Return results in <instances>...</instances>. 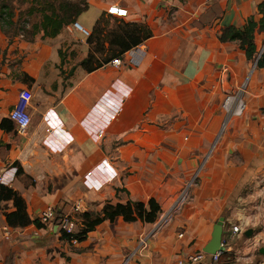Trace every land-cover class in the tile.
<instances>
[{"label":"crops","instance_id":"0c3cea01","mask_svg":"<svg viewBox=\"0 0 264 264\" xmlns=\"http://www.w3.org/2000/svg\"><path fill=\"white\" fill-rule=\"evenodd\" d=\"M87 1L96 19L109 4H124L126 18L146 21L152 35L119 64L79 66L64 85L55 66L62 31L33 40L0 33V120L21 89L32 94L26 131L0 127V175L33 219L51 206L78 230L82 211L149 198L168 218L160 226L158 219L103 221L82 241L69 242L51 221L40 229L10 227L5 211L13 204L2 202L0 264H177L203 250L220 217L225 253L201 264H264V67L236 41L218 38L222 25L258 17L257 1L215 2L219 13L202 22L196 20L208 0ZM247 74L246 110L222 131V97ZM46 125L53 131L42 139ZM178 201V211L166 214ZM231 225L241 228L238 237L227 235Z\"/></svg>","mask_w":264,"mask_h":264},{"label":"trees","instance_id":"16d2710c","mask_svg":"<svg viewBox=\"0 0 264 264\" xmlns=\"http://www.w3.org/2000/svg\"><path fill=\"white\" fill-rule=\"evenodd\" d=\"M88 8L87 0H0L1 28L11 39L14 35H21L24 39L33 40L35 35L53 37L59 34L68 24L77 21L80 13ZM259 16L249 15L242 25L224 24L220 27L218 38L220 41H236L243 49L247 59L256 60V67H264V46L257 47L255 33L264 31V0L257 4ZM35 14L36 19L27 23V16ZM112 16L102 12L93 24V31L88 33L87 43L91 44L88 53L83 56L78 65L90 71L114 57H122L124 53L143 42L152 35V29L146 21L126 20L119 18L114 28H108L106 33L102 22ZM109 42L108 53L97 57L96 52L103 47V41ZM62 59V58H61ZM60 64V63H59ZM72 70V69H71ZM32 79V77H30ZM0 127L11 130L12 120L2 117ZM17 175L23 174V169L17 160L12 162ZM12 202L13 210L5 211V221L10 227H25L34 225L45 228L46 223L39 218H31L27 213L26 202L19 191L4 184H0V203ZM161 206L154 198L147 202L127 200L126 202H106L100 211L85 210L78 214L80 226L75 232L59 230V239L72 242L82 241L87 234L103 221L114 222L122 218L125 222L141 221L154 223L161 214ZM62 215L55 209L53 224H59ZM225 252L223 251L221 255Z\"/></svg>","mask_w":264,"mask_h":264},{"label":"built area","instance_id":"2783aa9c","mask_svg":"<svg viewBox=\"0 0 264 264\" xmlns=\"http://www.w3.org/2000/svg\"><path fill=\"white\" fill-rule=\"evenodd\" d=\"M105 12L117 17H127L129 12L128 8L120 3V2H113L109 4ZM78 21L74 22L73 25L80 28L84 33L88 34V31L82 27V25ZM144 46V41L137 44L136 46L132 47L129 50H133L136 48H142ZM122 57H114L110 60L113 64H119L121 63ZM248 79L249 75L246 76L241 82H239L236 85V89L234 91H227L224 94L222 107L225 111V119H229L231 116H240L244 113L247 107V103L244 99L245 93L247 91L248 87ZM31 92L27 89H21V91L18 94L17 101L13 104V106L8 111V117L12 120L14 123L16 129L19 132H25L28 128L30 122H31V115L27 109V103L28 100L31 97ZM225 119L223 120L225 123ZM223 126V124H222ZM53 131V127L51 125H46L44 128L43 138H47ZM0 184H4V179L0 175ZM178 202H175L172 206V209L177 205ZM55 215V208L48 206L46 207L41 215L40 220L44 223L50 222ZM59 228L66 232H75L77 229V222L70 218L69 216H62L60 219V222L58 224ZM231 236L239 235L242 231L239 225H231L230 227ZM72 242H76V240H73ZM146 243V237L140 239V246L142 247V244ZM223 243V242H222ZM224 247V245H223ZM225 251V247L224 250ZM216 252L214 254H207L203 250H199L197 252L188 254L182 258H179L177 260V264H201L205 262L207 259L211 260V262H217L221 256V253L223 252Z\"/></svg>","mask_w":264,"mask_h":264},{"label":"rangeland","instance_id":"374dc122","mask_svg":"<svg viewBox=\"0 0 264 264\" xmlns=\"http://www.w3.org/2000/svg\"><path fill=\"white\" fill-rule=\"evenodd\" d=\"M208 1H209V3L207 2L206 5H209V6L207 8L203 9V13H204L203 18H205V19L208 17V15H210V13H214L217 10V7L212 6L213 4L215 2H223L224 0H208ZM256 1L257 2L255 5H257L261 0H256ZM255 8L257 10L256 6H255ZM95 12H96V8L93 6L92 7L90 6L87 10H84L78 17V21L82 25L86 26V27H83V26L82 27L85 28L88 31V33H91L93 31L92 26L96 20V16H95L96 13ZM170 12H173L172 15H170ZM169 15H170L169 17H171L172 19H175V17H176L175 7L169 8ZM195 16H196V14H194V18L198 17V16L197 17H195ZM26 18H27V20H26L27 23H31V21L36 19V16H35V14H31V15H28ZM119 18H123V17L113 16L112 18L109 17L108 18L109 20H107L106 22L103 21L102 22V25H104L103 33H106L108 31V28L116 27V25L119 23ZM123 19L130 20L127 18H123ZM202 21H203L202 19L196 20V22H202ZM0 33H1V35L3 34V36H5V37L7 36V34L1 28V20H0ZM36 36H40V33L36 34L35 37ZM7 37H9V36H7ZM87 37H88V34L84 33L80 28H78L77 26H75L73 24L70 25V28H67L65 26L62 29L60 36H58V40H59V42H58V44H59L58 55H59V59H60V61H59L60 64L56 63L55 66L57 67V72L61 76V79H62L64 85H66L69 82L71 74L74 72L75 69H77L79 67L78 61L86 53H88L89 48H91L90 47L91 44H88L86 41ZM3 39H4V37H3ZM3 39L0 40V53H2ZM257 39H258L257 45L259 46L258 48L260 49L264 44V31H262L257 36ZM108 47H109V42L106 39H104L103 47H101L102 49H100L96 52L97 57L101 58V57L105 56L108 53ZM0 62H2V59L0 60ZM251 62L253 63L254 60H251ZM247 76H248V74H247ZM235 89H236V85L233 86L232 88H230V91H234ZM223 98H224V95H223L222 100H221V108H222V112H223V119L221 121L222 131L226 128V125L228 122V118L225 119V111L222 107ZM244 99H245V97H244ZM245 101H246V99H245ZM233 117H238V116L233 115ZM224 119H225V123L223 121ZM222 124H223V126H222ZM187 194H190V196L187 197ZM191 194H192V192L191 191L188 192V190L183 192L184 202L186 200L189 201ZM178 207H179V201H178L177 205L173 208L175 210H173L171 207L166 214L176 213L178 211ZM161 216H162V218H161ZM164 217H165V212L162 213V215H160V217H158L157 221H158L159 226L161 224H163L164 221H166L168 218L167 217L164 220ZM73 218H75V217H73ZM226 233H227V235H230V233H231L230 228L226 229ZM235 237H238V236L234 235V238ZM147 240L148 239H146L145 244H142V247H146ZM233 241H235V240H233ZM258 257L259 256H257V258Z\"/></svg>","mask_w":264,"mask_h":264},{"label":"water","instance_id":"95a60500","mask_svg":"<svg viewBox=\"0 0 264 264\" xmlns=\"http://www.w3.org/2000/svg\"><path fill=\"white\" fill-rule=\"evenodd\" d=\"M213 7H217V10L214 13H210L208 17L205 19L203 18V14L201 15L200 19L206 21L211 19L214 15H217L219 13L220 7L218 3H215L212 5ZM79 25V23H77ZM264 46V44H263ZM262 46V47H263ZM256 62V60H255ZM254 62V64H255ZM222 229H223V217H220L219 220L214 224L212 232H211V238L207 242V244L203 247V251L207 254H214L216 252H221L224 250L223 243H222ZM250 234V230L246 231V235ZM259 252L261 254L264 253V248H260Z\"/></svg>","mask_w":264,"mask_h":264}]
</instances>
